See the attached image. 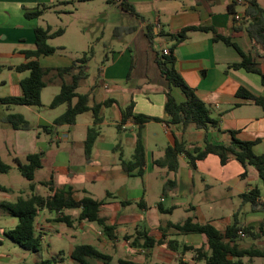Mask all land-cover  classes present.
<instances>
[{
    "label": "crops",
    "instance_id": "crops-1",
    "mask_svg": "<svg viewBox=\"0 0 264 264\" xmlns=\"http://www.w3.org/2000/svg\"><path fill=\"white\" fill-rule=\"evenodd\" d=\"M120 1L0 0V73L4 69L8 71V80L0 79V87L2 89L9 87L10 90V93H5L0 97L17 96L22 93L20 80L28 72H17L13 67L25 61L23 50L34 47L33 29L35 26H49L51 30L63 28L64 33L70 25L82 32L86 29V25L92 24L97 26L95 30L99 31V36L96 39L100 40L110 24L108 28L112 29L114 36L122 40L119 48L106 50L103 57L109 61L98 68L97 74L91 82H87L82 91H78V88L81 82L89 78V73L77 87V92L89 94V105L108 101L107 105L100 108L99 134L92 145L89 156L86 157L84 154L83 141L87 127L92 124L91 111L78 114L73 124L56 125L55 135L50 137L51 143L37 142L40 135L38 129L40 128L44 132L51 131L52 129L48 128L53 125L54 118L65 110L66 104L54 107V109L59 107L60 111L49 118L41 115L34 108L35 106L23 105L25 109L36 115L37 122L31 121L30 117L22 112H15L21 114L31 126L27 130L14 129L16 131V152L18 155L24 154L25 156L27 153L41 151L43 156L40 168L46 166L48 174L45 180L51 177L56 187L71 186L76 198L88 194L95 199L102 200L99 214L105 217L108 223L115 226L116 238L114 240L107 239L101 234L99 227L95 226L96 223L88 221H75L72 226H67L64 223L71 229L69 233L55 229V238L57 239H51L75 238L77 234L72 229L79 228L81 239L84 238L81 243L92 244L102 251L100 245L93 242V238L110 245L122 241L121 243L126 245L128 256L139 255L140 252L143 254L140 259L135 257H117V259L131 260L136 264H167L168 256L178 255L177 264H181L182 260L194 259L192 251L181 252L182 246H206V238L196 232L186 234L176 232L173 228L168 227V224L179 221L162 219L158 216L157 211L171 214L177 203L186 201L182 196L191 191L194 172L212 177L214 180L232 187L233 184L253 173L257 175V171L250 165L244 169L232 157L222 165L218 156L213 153L197 160L193 170L189 167L183 154L178 155V167L175 171H168L166 167L157 166L153 161L161 158L165 148L173 145L175 141H185L186 148L189 150L192 149L194 143L202 145L205 138L212 142L228 143L230 135L226 130L230 129L236 131L235 135L240 140H256L252 146L253 152L264 153V110L252 99L236 95L237 89L243 87L253 95L264 96V80L256 72L233 67L232 64L241 60L239 53L232 45L226 44L216 35L228 37L236 43L242 51L251 56L263 74L264 51L262 46L253 42L245 31L246 22L243 19V13L247 0H125L138 15L119 8L121 11L128 12L131 15L130 18L123 14L124 12L111 10L110 13L119 17L126 16L127 21L125 23L124 21L110 23L107 21L109 10L106 6L109 3L119 4ZM256 1L264 9V0ZM40 5H43L44 9L39 16L32 18L25 16V12L32 11ZM74 14L78 17L75 20L67 17ZM132 18H136L137 22H132ZM186 26L208 29L190 30L184 40L173 45L174 40L168 34L177 33ZM117 27H119L118 30L115 29ZM149 28H152L155 34L151 43L145 35ZM121 33H126L127 36H122ZM54 46L58 47V45ZM171 47L175 56V68L185 82L194 89L196 95L210 108L211 115L219 119L218 128L209 127L206 130L193 126L182 128L179 124L167 125L161 121H147L142 128L145 153L142 175H138L136 169L127 173L123 169L120 159H131L137 125L131 119H127L120 125V128H117L121 119V109L133 102L135 113L151 117H165L164 103L168 83L159 71L156 53L161 54L163 49L170 50ZM22 57H24L23 61H21ZM72 59L61 58V55L56 54V50L51 55H40L38 58L40 65L48 68L66 66ZM54 72L50 71L49 73ZM51 77V79L54 78L53 75ZM64 79L68 81L69 76H65ZM172 93L178 100L183 99L177 89H172ZM10 107V104H6V108L10 109ZM42 126L47 128H42ZM58 126L67 128L60 130L57 128ZM111 127L117 128V131L113 133ZM76 129H78V136L75 135ZM17 131H24L27 136H22ZM2 143L7 145L6 140H3ZM230 163L234 165V173L230 175L224 173L223 168L220 169L217 166L225 167ZM153 166H156L158 170ZM243 171H246L245 177L240 176ZM151 173L155 174L156 179L160 181L161 184L157 183L156 186H161L162 190L166 180L174 181L173 185L169 187L175 193L170 206L164 205L165 198L162 193L153 204L149 202L148 175ZM39 182H34L35 187L40 185ZM255 187L246 186L245 189L239 191V196ZM11 193L15 197L18 196L13 193V190ZM49 193L50 191L47 189L44 196ZM243 202L248 201L243 200ZM260 203H264L261 196L257 198L255 205L250 203L252 207L245 212L242 219L244 221H240L237 214L234 216L233 221L236 220L241 225L250 228L249 233H244L243 236L238 235L236 239L241 248L264 250V216L258 214L264 209ZM192 208L194 205L189 203L187 210ZM45 211L47 210L40 209L34 220L35 230L41 235V238L45 228H52L60 222L55 220V217L61 212L76 218L80 208L63 209L61 212H55V215H50ZM210 222L220 231L230 224L225 219L221 223L218 222V225L213 220ZM138 229L148 231V234L155 240L162 238L164 241L156 243L146 253L140 247H131L129 241L125 240L123 236H134ZM179 235H189L190 237L181 241L178 238ZM246 236L250 237L249 241L242 240ZM169 239L176 241V251L167 246ZM74 245L70 246L68 254ZM55 256L58 257L55 264H63V248L58 249ZM242 260L243 264L264 263V257L261 256H244ZM72 264H74L73 261Z\"/></svg>",
    "mask_w": 264,
    "mask_h": 264
},
{
    "label": "trees",
    "instance_id": "trees-1",
    "mask_svg": "<svg viewBox=\"0 0 264 264\" xmlns=\"http://www.w3.org/2000/svg\"><path fill=\"white\" fill-rule=\"evenodd\" d=\"M119 7L134 15H138L133 7L125 0L119 2ZM44 9L43 5L38 6L32 11L25 12L28 18L39 16ZM232 11V8L230 7ZM264 9L260 7L256 0H247V5L243 13V19L246 22L245 31L250 39L259 43L264 51ZM116 30L119 27L115 28ZM194 29L208 28L186 26L174 34H168L174 43L182 41L186 38L187 32ZM34 47L32 49L23 50L25 61L15 65L13 68L17 72L27 71V75L21 78L20 86L22 93L20 95H9L0 97V102L4 104H20L39 106L40 94L46 82L44 77L50 72L55 71V76L61 79L59 91L52 97L49 106L54 108L60 104H66L65 110L56 116L53 120V125L48 129L51 130L56 125L73 124L76 116L85 111H91L92 124L86 129L85 138L83 141V149L86 157L89 156L92 145L99 134L98 124L101 121L99 112L103 105H107L108 101L95 102L92 105L88 104L89 94L77 92L79 82L85 79L88 75L87 63L93 57L94 50L91 46L87 51H84L79 57L73 58L66 66L55 68L43 67L39 63L40 55H51L57 49L56 46L49 43V40L63 33V28L51 30L49 26H35ZM146 37L149 43L152 42L155 34L152 28L146 32ZM226 44L232 45L239 53L241 60L232 64L233 67L243 68L249 72H256L261 75L264 80V74L257 67V63L251 56L244 51L228 37L216 35ZM156 62L161 75L168 83V90L165 92L166 101L164 103L165 117H151L148 115L135 113L133 111V102H130L121 109V119L117 128H120L127 119H131L136 126V139L131 159L121 160V165L127 173H131L136 169L138 175H142V168L145 165L144 144L142 138V128L145 122L150 120L161 121L168 124H179L182 128L193 126L197 129H208L209 127L218 128L219 119L211 115L210 108L196 95L194 89L190 87L179 71L175 68V56L172 53V47L168 54L156 53ZM1 67V66H0ZM69 76V80L64 79ZM172 89H177L183 96V99L178 100L172 93ZM236 95L248 97L253 102L262 107L264 110V96H256L250 93L243 87L237 89ZM75 101L73 102V100ZM5 121L13 129L27 130L31 126L29 122L19 113H9L5 116ZM42 128H47L42 126ZM230 135L228 143L212 142L205 138L202 145L193 144L191 150L186 148L185 141H175L173 145H169L164 150V155L161 158L155 159L153 163L160 167H166L168 171H175L178 167V155L183 154L190 168H195L196 161L203 159L207 154H216L220 164L224 165L232 157L236 159L242 167L253 166L258 177L264 183V153L256 154L253 152L252 146L256 140H240L236 137L235 130H226ZM43 153L41 151L27 153L25 161H21L17 157V168L21 175L28 180L34 178V172L41 167ZM10 166L4 163L0 157V172H7ZM241 177L246 176V171L240 174ZM45 186L50 193L41 195L33 192L35 183L31 182L28 186L30 194L27 197L18 195L14 201L0 200V208L17 218L15 226L4 232V235L13 240L20 247L37 252L41 248V235L36 232L34 220L40 209L49 211L61 212L63 209L80 208L76 218H72L68 214H63L55 217V220L65 223L67 226H72L75 221L94 222L99 227L101 234L107 239L114 240L116 238L115 226L107 222L106 218L99 214L102 200L93 198L88 194H84L80 198L74 196V189L71 186L56 187L50 177L47 180L40 182ZM173 180H166L163 185V190L172 186ZM0 191L11 192V189L0 184ZM260 196L257 187L252 188L248 192H243L240 197L255 205L257 198ZM264 202V201H263ZM161 204V203H160ZM168 227L173 228L176 232L186 234L196 232L202 234L206 238V246L201 245L194 247L191 245H183L181 252L192 251L196 261H202L203 264H243L244 256H261L264 257V250L255 248H241L236 242L239 231L249 233L250 228L243 226L238 221L225 226L223 231L217 229L210 222L194 221L192 216L186 217L181 222H170ZM164 237V235H162ZM123 238L129 241L131 247H140L145 253L148 252L156 243L163 242L164 239L155 240L144 229H138L134 236L124 235ZM176 241L174 239L167 240V246L176 251ZM69 257L74 264H92L91 260H100V264H136L133 261L118 258L117 262H112V257L99 250L92 244L80 243L73 246L69 253ZM56 256L42 259L37 264H55ZM163 264V263H153Z\"/></svg>",
    "mask_w": 264,
    "mask_h": 264
},
{
    "label": "rangeland",
    "instance_id": "rangeland-1",
    "mask_svg": "<svg viewBox=\"0 0 264 264\" xmlns=\"http://www.w3.org/2000/svg\"><path fill=\"white\" fill-rule=\"evenodd\" d=\"M107 10H109V14L107 15V21L124 23L127 21L126 16L131 15L126 11H121L119 5L116 3H109ZM111 10H117L118 12H124L126 16L119 17L116 14L110 13ZM68 18L75 20L78 18L76 14L68 15ZM81 21V18H79ZM132 22L136 21V18L131 19ZM110 25V24H109ZM104 31V34L100 40L96 39L99 36V31L97 26L88 24L86 25V29L81 32L80 29L73 27V25L69 26L66 31L57 38L51 39L49 42L53 45H58L56 49V54L61 55V58L64 59H72L79 57L84 51H87L91 46L95 51L93 57L87 63V72L89 73V78L80 83V87L78 91H82L87 84V82H91L92 78L97 74L98 68L105 65L109 60H106L103 55L104 52L108 49H118L122 40L114 36L113 31L111 28H108ZM122 36H127L126 33H121ZM105 44V45H104ZM63 45V46H62ZM157 45V44H156ZM21 59V58H19ZM24 60L22 57L21 61ZM19 61V60H18ZM54 72V71H53ZM51 75H53V79H51ZM5 78L8 80V71L4 69L0 73V79ZM44 80L46 82L45 87L42 88L40 94V102L41 105L35 106L41 115L45 118L52 117L58 111H60L59 107L54 109L49 106V103L52 97L59 91L60 87V78L55 76L54 73H48ZM5 93H10L9 87L2 89L0 87V95H4ZM10 109L6 108V104L0 102V157L1 160L10 166V169L7 172H0V183H3L7 187L13 190V193L16 195H22L23 197H27L30 193V189L28 188L31 182H41L47 178V167L44 166L38 169L32 180H28L21 175L17 168V162L15 158L17 157L21 161H25V156L18 155L16 152V145H15V135L16 131L9 125L7 121H5L4 116L6 113H15L17 111L26 114L30 117L31 121L37 122L36 115L33 112L28 111L25 109L23 105L20 104H10ZM86 116V113H84ZM60 130H66L67 127L58 126ZM56 127H53L51 131L44 132L40 128L39 130V138L37 142H45L51 143L50 137L55 135ZM112 132L115 133L117 128L111 127ZM71 130V129H70ZM20 132V131H17ZM22 136H27V133L24 131L20 132ZM72 134V133H71ZM76 136H78V129H76ZM109 138V137H108ZM3 140H6L7 145H3ZM54 143V142H53ZM14 150V151H13ZM127 156V154H125ZM208 166V165H203ZM218 168L222 169L224 173L230 175L234 173V165L233 163L228 164L225 167H220L217 165ZM156 170V166H153ZM213 167V165H212ZM191 170H193L191 168ZM194 181L193 186H191V191L182 197L186 199L185 202L177 203L175 208L173 209L172 213H160L157 211V214L162 219H168L171 221H183L186 217L192 216L194 221L202 222H210L211 220L215 221V224L218 222L221 223L224 219L227 220L229 223H232L235 214L238 215L241 221L244 218L245 212L251 209L250 202H243L242 198L239 196V191L245 189V187H258L260 196L262 201L264 200V183L263 181L254 173L249 175V177L240 180L238 183L233 184V186H227L226 184L214 180L212 177H208L203 175L199 172L193 173ZM149 185H148V194H149V202L151 204L154 201L158 200L160 194L164 195L165 201L164 205L170 206L173 202V193L170 188H166L165 190L161 189V186H156L157 183L161 184L159 180L156 179L155 174L151 173L148 175ZM39 182L40 185L37 187L34 186L33 192L44 195L45 191H47L46 187L43 186ZM153 184V185H152ZM11 190V191H12ZM180 197V196H176ZM16 199L15 195L11 192H3L0 191V200H8L14 201ZM189 203L194 205V208L191 210H187V206ZM210 203V204H209ZM262 205V209H264V203H260ZM50 215H55V211H45ZM264 216V210H261V213H258ZM244 221V220H242ZM17 223V218L10 215L6 211L0 208V264H37L38 261L46 258H50L51 256H55L58 252V249L63 248L64 250V258L63 264H72V260L69 257L68 251L71 245L79 244L82 242L81 239V232L79 233V228H73L72 231L77 234L74 237L63 238L62 240H53L55 238V229L58 231H65L67 234L69 233L70 228H68L64 223L58 222L55 226H52L44 229L41 238V248L37 252H32L30 250L24 249L17 245L13 240L6 237L4 232L13 228ZM211 223V222H210ZM212 224V223H211ZM95 226H97L95 224ZM98 227V226H97ZM79 233V234H78ZM243 236V235H240ZM190 237L189 235H179L178 238L181 241L186 240V238ZM53 238V239H51ZM50 239V240H49ZM243 241H249L250 237L246 236L242 238ZM93 242L100 245L103 249V252L110 253L109 255L112 257V262H117V257H135L136 259H140L143 255L141 252L139 255L133 254L129 255L126 251V245H123L121 242L118 241L116 244L110 245L105 242L98 241L96 238H93ZM125 242V241H124ZM58 258V257H57ZM126 260V259H125ZM168 263L167 264H177L178 255L175 257L168 256L167 257ZM131 261V260H130ZM175 261V263H174ZM185 264H203L202 261H195L193 260H185L181 261ZM92 264H100V260H91ZM181 263V264H182ZM166 264V263H165ZM260 264H264L261 263Z\"/></svg>",
    "mask_w": 264,
    "mask_h": 264
},
{
    "label": "built area",
    "instance_id": "built-area-1",
    "mask_svg": "<svg viewBox=\"0 0 264 264\" xmlns=\"http://www.w3.org/2000/svg\"><path fill=\"white\" fill-rule=\"evenodd\" d=\"M162 53L163 54H168L169 53V50L168 49H163ZM239 235H243V233L239 231Z\"/></svg>",
    "mask_w": 264,
    "mask_h": 264
}]
</instances>
